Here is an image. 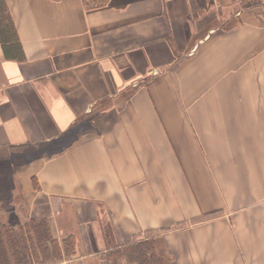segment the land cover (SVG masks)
I'll use <instances>...</instances> for the list:
<instances>
[{"label":"crops","instance_id":"1","mask_svg":"<svg viewBox=\"0 0 264 264\" xmlns=\"http://www.w3.org/2000/svg\"><path fill=\"white\" fill-rule=\"evenodd\" d=\"M6 2L0 225L47 218L61 264H264V0Z\"/></svg>","mask_w":264,"mask_h":264},{"label":"trees","instance_id":"2","mask_svg":"<svg viewBox=\"0 0 264 264\" xmlns=\"http://www.w3.org/2000/svg\"><path fill=\"white\" fill-rule=\"evenodd\" d=\"M0 41L7 54L20 56L22 44L6 0H0ZM199 219L201 218H196L194 221ZM29 226H33L34 235L28 243L21 234H23L22 227ZM48 226L47 218H31L20 227L21 234L17 235L15 228L0 225V264H61L64 260L70 259L75 253V245L71 241L73 236L70 235L69 239L64 241V245H60ZM148 233L151 234V232ZM149 245L150 243L143 244L141 241L135 243L133 249L131 248L133 255L145 260L148 264H169L164 259V254L154 251L149 256L145 251ZM34 251L36 252L31 255ZM157 254L158 257H156ZM111 255L116 258V251Z\"/></svg>","mask_w":264,"mask_h":264}]
</instances>
